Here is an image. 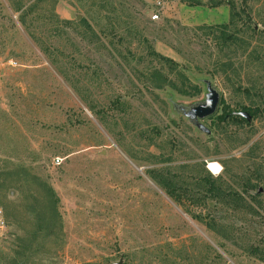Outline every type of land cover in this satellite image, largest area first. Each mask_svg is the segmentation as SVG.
<instances>
[{"label":"rangeland","instance_id":"1","mask_svg":"<svg viewBox=\"0 0 264 264\" xmlns=\"http://www.w3.org/2000/svg\"><path fill=\"white\" fill-rule=\"evenodd\" d=\"M193 1L0 0V264H264V214L201 188L264 172V112L207 134L177 109L207 83L264 109V0Z\"/></svg>","mask_w":264,"mask_h":264},{"label":"trees","instance_id":"2","mask_svg":"<svg viewBox=\"0 0 264 264\" xmlns=\"http://www.w3.org/2000/svg\"><path fill=\"white\" fill-rule=\"evenodd\" d=\"M185 1L192 2L193 0ZM193 2L194 3H190V6L202 4L201 0H195ZM231 7L234 9L235 5L233 4L231 5ZM152 55L162 62L171 63L169 59H166L155 52H152ZM199 92L200 91H198L197 93ZM245 92L249 93V91ZM222 106V109H217L218 113L216 117H213L214 115L212 116L214 119L216 118L218 123L220 124L233 121L245 125H250V122L246 118L239 116L238 113H246L251 116L252 120H256L261 115V113L264 112V109H253L249 107H243L240 110H231L229 106H224V103H222ZM212 117H210L209 119H212ZM261 169L262 168H257L254 173H251L253 177H250L245 183H243L241 192L231 191L226 193L223 191L222 187L219 185L216 179L203 180L201 186L202 190L204 191V195L202 197L203 203L214 200L216 202H223L228 207H230L231 204H235L237 208H247L248 213L251 214L250 216L252 218L256 216H262V214H264V172H262ZM160 184L166 190V193L170 197H173L177 202H179V199H177V197L175 196L176 192H173V190H169V187L168 185H166V183ZM250 190L257 192V194H251ZM238 204L240 205L239 207ZM245 204H247V206ZM260 210L263 211V213H261ZM208 226L212 228L213 225H210L208 223ZM262 238V243L264 244V236ZM226 239L229 241L233 239L231 232H229V235L226 236ZM262 243H260V247L252 245L249 248L248 253L257 259L264 261V246L262 247Z\"/></svg>","mask_w":264,"mask_h":264},{"label":"water","instance_id":"3","mask_svg":"<svg viewBox=\"0 0 264 264\" xmlns=\"http://www.w3.org/2000/svg\"><path fill=\"white\" fill-rule=\"evenodd\" d=\"M219 103V93L212 87L210 83H207V94L203 103L197 104L191 108L177 107V109L197 129L209 134L210 131L202 124V122L215 115ZM238 115L246 118L249 122L252 120L251 116L246 113H238Z\"/></svg>","mask_w":264,"mask_h":264},{"label":"built area","instance_id":"4","mask_svg":"<svg viewBox=\"0 0 264 264\" xmlns=\"http://www.w3.org/2000/svg\"><path fill=\"white\" fill-rule=\"evenodd\" d=\"M153 6L155 9L154 15L151 17L153 21H158L162 12H165L169 6V0H153ZM62 160L56 158L54 160V166L59 167L62 165Z\"/></svg>","mask_w":264,"mask_h":264},{"label":"bare ground","instance_id":"5","mask_svg":"<svg viewBox=\"0 0 264 264\" xmlns=\"http://www.w3.org/2000/svg\"><path fill=\"white\" fill-rule=\"evenodd\" d=\"M209 170L211 172H213V174L218 175L220 173L221 169H220V166L217 165V164H210L209 165Z\"/></svg>","mask_w":264,"mask_h":264}]
</instances>
